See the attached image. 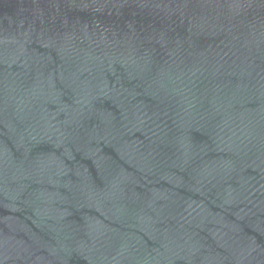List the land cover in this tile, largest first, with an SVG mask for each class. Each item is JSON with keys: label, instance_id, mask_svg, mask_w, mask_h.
I'll return each mask as SVG.
<instances>
[{"label": "water", "instance_id": "obj_1", "mask_svg": "<svg viewBox=\"0 0 264 264\" xmlns=\"http://www.w3.org/2000/svg\"><path fill=\"white\" fill-rule=\"evenodd\" d=\"M0 264H264V0H0Z\"/></svg>", "mask_w": 264, "mask_h": 264}]
</instances>
